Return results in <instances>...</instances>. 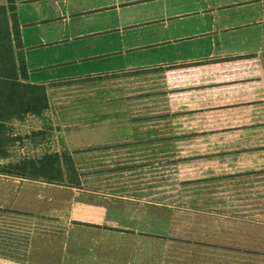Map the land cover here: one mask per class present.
<instances>
[{
  "label": "crops",
  "instance_id": "obj_1",
  "mask_svg": "<svg viewBox=\"0 0 264 264\" xmlns=\"http://www.w3.org/2000/svg\"><path fill=\"white\" fill-rule=\"evenodd\" d=\"M14 3L80 186L0 174V264H264V0Z\"/></svg>",
  "mask_w": 264,
  "mask_h": 264
},
{
  "label": "trees",
  "instance_id": "obj_2",
  "mask_svg": "<svg viewBox=\"0 0 264 264\" xmlns=\"http://www.w3.org/2000/svg\"><path fill=\"white\" fill-rule=\"evenodd\" d=\"M48 108L46 85L29 81L15 3L14 0H6V5H0V158H10L9 143L13 140V126L10 125L32 116L46 129L49 126L45 116ZM43 129L38 131L40 136ZM0 174L42 179L73 188L80 186V176L72 155L66 150L59 154L43 153L40 157L17 161L3 167Z\"/></svg>",
  "mask_w": 264,
  "mask_h": 264
},
{
  "label": "rangeland",
  "instance_id": "obj_3",
  "mask_svg": "<svg viewBox=\"0 0 264 264\" xmlns=\"http://www.w3.org/2000/svg\"><path fill=\"white\" fill-rule=\"evenodd\" d=\"M45 10L36 7H24L23 11L22 9H19V12H21V17L25 18L26 16H30L33 14L40 15ZM47 12H52L49 8H46ZM51 58H48L50 60ZM69 70V69H68ZM63 70L58 71L61 73L60 75L66 74L69 71ZM50 71V69L46 70V72ZM68 71V72H66ZM38 75L33 74L32 79H35ZM248 116L239 117L238 119L241 121V123H245L248 119ZM203 122L210 123V117L209 116H202ZM213 119V118H211ZM10 126L12 127L13 135H11V138L15 140L10 141L9 143V163H6L4 160L3 164H0V170L3 167L8 166L9 164H14L17 161L20 160H29L36 158L40 152L41 148L47 143H51L52 140H54L55 135L52 134L53 130L52 127L49 125L46 129H43L41 126V123L39 120L35 118H26L22 122H13ZM41 126L43 129L42 136L36 131H34L36 128ZM44 132H46L44 134ZM251 133H237L235 131L234 133L232 131H224V132H216V133H209V134H202L201 137L204 138V143H210L212 142L213 145L216 144H224L220 143L222 141H225V143H235L237 145H242L239 140L243 139V143L249 141V135ZM53 139H52V136ZM216 143V144H215ZM226 145V144H225ZM253 146H250L249 148L241 147L239 148L238 153H231L223 156L222 158L229 159L232 163V166L234 167H245L248 165L253 164L254 162L258 161V156L261 153V151L252 150ZM8 152V149H7ZM80 251V250H78Z\"/></svg>",
  "mask_w": 264,
  "mask_h": 264
}]
</instances>
